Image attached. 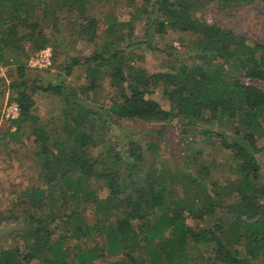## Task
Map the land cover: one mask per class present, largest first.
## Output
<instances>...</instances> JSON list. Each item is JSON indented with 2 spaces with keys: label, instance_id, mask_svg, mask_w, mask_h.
Here are the masks:
<instances>
[{
  "label": "trees",
  "instance_id": "obj_1",
  "mask_svg": "<svg viewBox=\"0 0 264 264\" xmlns=\"http://www.w3.org/2000/svg\"><path fill=\"white\" fill-rule=\"evenodd\" d=\"M33 1L0 0L2 67L13 63L7 55V48L12 45L26 41L32 42L35 49H42L48 44L43 35L35 39L38 23L31 19L36 8ZM64 3L68 11L75 4L78 13L84 17L85 2L68 0L61 6ZM210 3L226 11L231 6L247 7L264 3V0H155L152 3L151 10L145 13L155 28L153 32L157 35L174 32L190 36L187 45L194 55L192 59L200 60L199 66L182 65L178 70L170 67L150 75L133 70L129 67L131 59H126L123 50L116 49L122 37L116 34L113 24L106 28V43L100 46L99 51L83 62L71 58L65 70L69 75L73 66L84 67L88 81V86L82 89L85 94L100 88V82L108 79L118 98L106 112L118 120L159 121L169 117L170 112H164L156 101L145 97L152 85L162 84L167 89L171 88L166 95L177 114L202 119L204 113H209L208 122L216 120L221 125L233 121L237 125L234 126V133L239 140L227 143L219 133L204 131L203 134L219 138L220 147L231 151L234 159L240 162L238 170L233 171L238 175L236 179L219 193L216 190L207 193L203 189L205 202L201 209L194 208L191 202L181 204L180 200L171 207L164 197V183L155 182L148 176L146 187L138 189L133 180L132 184H127L133 175L131 164H125L126 173L120 174L116 169V164H119L117 156L112 162H109V153L104 159L91 157L90 151L97 144L93 133L95 119L102 115L86 110L75 93L70 94L63 111L65 123L62 132L66 134V141L51 140L44 128L38 125L37 117L31 114L34 103L30 95L20 90L25 78V65L14 63L18 79L10 84V88L16 91L15 100L19 108L15 124L18 129L28 122L37 125L34 134L37 143L41 144L37 152L38 163L43 183L47 186V192L38 187L25 189L22 197L24 204H31L35 212H43L46 205L48 213L40 218L28 215L30 228L22 234L25 240L32 242L26 246L28 252L21 254L18 248L3 250L0 252V264H30L33 259L44 264H68L65 241L70 238L94 240L95 233L104 237L105 245L94 242L91 247L82 244L85 248H73L75 264H91L107 256L120 257L109 264H144L145 257L150 259V264H185L189 260L185 255L189 247L188 239L194 244L214 243L215 248L211 250L212 255L206 259V264H255L258 260L264 261V205L261 202L264 199V184L260 181V166L249 151V146H254L255 137H264V91L227 73L232 70L238 76L264 80V46L236 36L220 25L193 18L197 6ZM89 18L84 19L87 25L79 27L78 36L92 42L97 24L92 17ZM148 27L152 29L151 25ZM40 89L59 92L53 86ZM70 104L71 108L68 107ZM128 155L134 162H142L141 153L134 143L129 142ZM90 180L107 188L105 199H98L95 191L86 187ZM229 187L230 197L235 201L230 200L223 209L234 215L235 220L229 226L220 220L211 229L193 231L186 223L184 212L198 219L204 215L214 216L215 208L221 204L222 195L227 194ZM57 190L58 193H55ZM81 202L93 205L95 217L91 224L86 223L77 207H72ZM59 211H63L62 228L58 231V239L52 241L55 229H51L50 225ZM151 215L156 217L153 224L149 221ZM136 220L139 225L135 228L132 222ZM247 220L250 223H246ZM225 228L231 230L226 232ZM140 238L144 241L143 245H140ZM239 245L244 247L243 257L232 249Z\"/></svg>",
  "mask_w": 264,
  "mask_h": 264
},
{
  "label": "rangeland",
  "instance_id": "obj_2",
  "mask_svg": "<svg viewBox=\"0 0 264 264\" xmlns=\"http://www.w3.org/2000/svg\"><path fill=\"white\" fill-rule=\"evenodd\" d=\"M66 1L68 0H34L36 8L31 19L38 23L35 39L43 35L48 44L42 49H35L32 42L26 41L12 45L7 48V55L13 60L12 65L0 66V252L13 248H18L21 254L28 252L26 246L32 242L22 237L27 228H30L28 215L34 214L40 218L48 213L46 205L43 212H35L31 204H24L22 197L25 189L38 187L47 192V186L43 183L38 163L37 152L41 149V144L37 143V136L34 134L37 125L28 122L20 125L18 129L15 124L19 118V108L15 100L16 91L10 88V84L18 79L17 65L14 64L17 62L25 65V78L20 90L30 95L34 103L31 114L37 117L38 125L44 128L51 140L66 141V134L62 132L65 123L63 111L70 94L75 93L76 99L82 100L81 105L86 110L97 111L102 115L95 119L93 133L97 144L90 151L91 157L104 159L109 153V162H112L113 157L117 156L119 164H116V169L120 174L126 173L125 164H131V169L134 170L127 184H132L133 180L138 189L146 187L148 176L155 182L164 183V197L171 207L180 200L181 204L191 202L194 208L201 209L205 202L203 189L207 193H212L213 190L219 193L238 176L233 171L238 170L240 162L234 159L232 152L220 147L219 138L203 134L204 131L219 133L227 143L239 140L234 133V126L237 125L233 121L221 125L216 120L208 122L209 113H204L202 119H190L177 114L176 108L166 95L171 88L167 89L162 84L152 85L145 97L156 101L164 112H170L169 117L159 121L118 120L106 112L118 98L117 91L111 87L108 79L100 82V88L85 94L82 89L88 86V81L84 67L73 66L71 73L66 74L65 69L71 58L83 62L85 58L99 51L100 46L106 43V28L113 24L116 34L122 37L116 49L123 50L126 59H131L129 67L133 70L150 75L166 71L170 67L178 70L182 65H201L200 60L192 59L194 55L190 53L187 45L190 36H180L174 32L157 35L153 32L155 28L151 21H148L149 15L145 11L151 10L155 0H82L85 2L84 17L78 13L75 4L71 11L64 6L66 3L61 6ZM59 6L61 7L57 9ZM89 17L97 24L92 42L78 36L79 27L87 25L84 19H90ZM153 18L154 16L151 17ZM193 18L220 25L236 36L264 46V3L247 7L231 6L226 11H221L216 4L210 3L197 6ZM148 22L152 27L150 30ZM41 51L50 52L51 65L48 68L30 66V58ZM227 73L264 91V80L238 76V73L235 74L232 70ZM47 86H53L59 92H44L40 89ZM124 86L126 87V84ZM68 107L71 108L72 105ZM255 139L254 146H249V151L260 166V181L264 184V137ZM129 142L134 143L140 151L141 163L134 162L128 155ZM86 185L95 191L98 199L107 197L108 190L102 183L90 180ZM229 190L230 187L227 194L222 195L221 204L215 208L214 216L204 215L202 219H198L184 212L187 225L193 231L199 228L211 229L218 225L220 220L229 226L235 220L234 215L223 209L230 200L235 201L234 198L231 199ZM128 191L130 192L129 189ZM55 193H58V190ZM261 202L264 205V199ZM75 205L72 207H77L86 223L91 224L95 217L93 205L85 202ZM62 214L63 211H59L58 217L50 225L51 229H55L52 241L58 239V231H61L59 229L62 228ZM118 217L119 213L116 218ZM155 219L153 215L149 217L152 224ZM246 223L250 222L247 220ZM132 225L136 228L139 221L132 222ZM228 230L226 229V232ZM93 237L94 240L70 238L65 241L68 264H75L72 259L73 248L91 247L94 242L100 246L105 245L104 237L96 233ZM187 241L189 247L185 255L189 260L185 264H206V259L212 255L211 250L215 248L214 243L210 241L194 244L189 239ZM143 244L144 241L140 238V245ZM232 249H235L240 257L245 254L243 245L233 246ZM118 259L120 257L107 256L91 264H109ZM145 259L144 264H150V259ZM30 264L44 263L33 259ZM255 264H264V261L258 260Z\"/></svg>",
  "mask_w": 264,
  "mask_h": 264
},
{
  "label": "built area",
  "instance_id": "obj_3",
  "mask_svg": "<svg viewBox=\"0 0 264 264\" xmlns=\"http://www.w3.org/2000/svg\"><path fill=\"white\" fill-rule=\"evenodd\" d=\"M49 51H41L30 58V66L36 68H48L51 65Z\"/></svg>",
  "mask_w": 264,
  "mask_h": 264
}]
</instances>
